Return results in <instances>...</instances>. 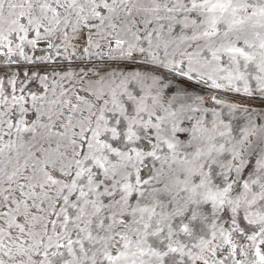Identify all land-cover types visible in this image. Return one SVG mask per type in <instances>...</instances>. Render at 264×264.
I'll use <instances>...</instances> for the list:
<instances>
[{
    "label": "snow or ice",
    "instance_id": "snow-or-ice-1",
    "mask_svg": "<svg viewBox=\"0 0 264 264\" xmlns=\"http://www.w3.org/2000/svg\"><path fill=\"white\" fill-rule=\"evenodd\" d=\"M0 264H264V0H0Z\"/></svg>",
    "mask_w": 264,
    "mask_h": 264
}]
</instances>
